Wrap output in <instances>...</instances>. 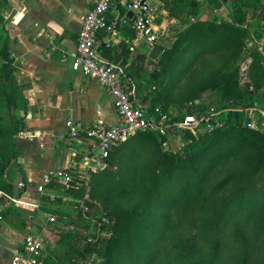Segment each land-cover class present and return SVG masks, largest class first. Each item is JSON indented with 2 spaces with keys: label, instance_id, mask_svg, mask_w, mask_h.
<instances>
[{
  "label": "trees",
  "instance_id": "trees-1",
  "mask_svg": "<svg viewBox=\"0 0 264 264\" xmlns=\"http://www.w3.org/2000/svg\"><path fill=\"white\" fill-rule=\"evenodd\" d=\"M7 1L0 0V6ZM206 1L215 8L222 6L220 0ZM165 6L172 15L186 10L200 14L196 0H170ZM229 17H192L173 47H163L154 70L141 68L132 74L127 67L138 88L145 81L148 90L153 87L155 98H145V106L164 111L172 107L196 115L199 124L181 131L185 144L174 152L166 151L164 144L170 132L181 133L141 132L115 146L106 167L90 173L92 197L101 198L107 209L99 220L106 217L110 223L102 225L109 234L86 243L84 249L85 254L101 256V264H264V127L249 126L253 111L264 115L259 105L264 99V63L257 46L248 44L253 34H263L264 0H234ZM0 46V100L11 115L9 124L0 123L4 172L11 164L21 170L15 139L26 130L27 102L14 73L8 39L0 38ZM248 57L253 62L246 73L254 92L239 82V62ZM165 75L170 78L161 86ZM180 81L183 87L173 95ZM210 89H221L224 96L234 98L232 104L205 108L203 95ZM211 108L224 125L201 132L198 126L213 115ZM118 156L125 159L120 166ZM79 180L82 185L70 191L74 198L85 193L90 181ZM24 191L8 194L20 198ZM84 204L90 210L70 214L74 223L92 221V202ZM0 214L18 216L14 204ZM70 250L68 258L74 264L85 259L77 249ZM43 260L41 264H47Z\"/></svg>",
  "mask_w": 264,
  "mask_h": 264
},
{
  "label": "crops",
  "instance_id": "crops-1",
  "mask_svg": "<svg viewBox=\"0 0 264 264\" xmlns=\"http://www.w3.org/2000/svg\"><path fill=\"white\" fill-rule=\"evenodd\" d=\"M96 1L8 0L0 6V38L8 39L16 66L14 73L27 102L26 130L15 139L21 170L14 180V191L18 193L25 188L20 203L11 201L16 208H39L35 206L41 200L37 186L43 173L68 166L90 152V142L86 138L67 145V121L70 118L84 124L117 122L113 100L104 86L72 68L79 31ZM224 1L220 8H214V14L230 20L223 14L226 10L231 12V0ZM155 2L169 11L162 0ZM210 7L207 2L199 15L206 18L205 12ZM132 33L130 35L128 27H119L110 35L101 32L99 48L103 57L124 61L131 73L137 74L155 58L149 56L151 49L146 43L136 42ZM103 40H108L111 46H106ZM251 44L254 46L255 42ZM2 62L0 58V65ZM145 90L137 86L136 94L142 105ZM0 103L4 101L0 100ZM259 105L264 107V99L259 100ZM168 136V143L180 141L173 132ZM19 181L24 183L22 188L17 187ZM4 206L0 204V211ZM17 228L9 219L0 220V264L9 263L26 234L40 233L38 229H30L19 240L15 233Z\"/></svg>",
  "mask_w": 264,
  "mask_h": 264
},
{
  "label": "built area",
  "instance_id": "built-area-1",
  "mask_svg": "<svg viewBox=\"0 0 264 264\" xmlns=\"http://www.w3.org/2000/svg\"><path fill=\"white\" fill-rule=\"evenodd\" d=\"M165 13L162 5L155 0H97L86 14L78 34L72 68L87 78L98 80L104 86L113 100L117 122L108 125L103 121L92 124H84L72 118L67 121V145L71 146L81 138H86L90 142V152L68 166L43 173L37 186L41 202L43 199L54 200L61 196L72 198L70 191L82 185L79 179H86L91 172L106 167V160L113 148L141 132L166 135L170 131L180 133L199 124L196 115L182 114L172 107L164 111L160 106L147 107L139 103L137 85L128 76L127 66L122 61L110 60L101 55L99 35L101 32L106 35L113 34L119 27H130L135 34V41L146 43L150 49L160 44L163 27L160 19ZM104 43L108 47L111 46L108 40ZM211 113L213 115L207 122L198 126L199 131L211 132L224 125L221 115L217 114L214 108H211ZM259 120L258 112L253 111L249 126L259 128ZM23 186L24 183L19 181L17 187ZM5 196L14 203L21 202V199L15 196ZM75 199L76 208L84 212L90 210L84 200ZM35 206L39 207L40 204ZM92 220L95 221L94 218ZM48 221L55 224L56 215L49 214ZM106 223H109V220L104 217L100 224ZM83 242L86 244L92 242V239ZM44 250L43 236L40 233H28L24 236L22 244L12 253L8 264H40Z\"/></svg>",
  "mask_w": 264,
  "mask_h": 264
},
{
  "label": "rangeland",
  "instance_id": "rangeland-1",
  "mask_svg": "<svg viewBox=\"0 0 264 264\" xmlns=\"http://www.w3.org/2000/svg\"><path fill=\"white\" fill-rule=\"evenodd\" d=\"M170 1V0H169ZM168 0H162L163 5L168 4ZM199 6V9L201 10L203 6L207 3L206 0H196ZM234 0H231V7L232 9V2ZM221 4H224V0H220ZM211 7L206 10L205 17L193 13H189L187 10L183 12H178L175 15L169 14V11L165 10V14L163 15V18L160 19V24H163V27L161 29L162 35L159 39L160 45L162 47H165L166 49H170L173 47L177 37L179 34L189 25V23L192 22V17H194L196 20L199 18H213L215 17H224V16H217L214 14V8L215 4H210ZM230 12L228 10L225 11L223 15L229 16ZM255 20H252L251 23H253ZM263 25H264V18L262 19ZM261 37L256 36L253 34L252 38L248 40H252L255 42V46H257V50L262 54L263 62L264 63V28L262 30ZM249 48L250 45H248ZM155 61H151L148 67V71L154 70L156 66H158L159 59L158 57L154 59ZM249 62V64L245 65L246 62ZM253 59L251 57L243 59L239 62L240 66V77L239 82L242 88L248 89L251 92H254L253 86H251V80L249 79L248 74L246 73L247 68L250 67L252 64ZM160 68V67H159ZM163 76V74H160V77ZM170 77L168 75H165L163 82H161V86H167L166 83H168ZM161 79V78H160ZM184 82H179L173 92V95L176 94L177 91H180L183 87ZM146 81L142 83L141 88L144 90L146 89L145 95L146 99L151 101L155 98V94L153 93V87H150L148 90L146 88ZM160 90V89H159ZM149 95V96H148ZM234 98L227 97L223 95V91L221 89H210L203 95V105L206 107H209L210 105H215L219 108H225L232 104ZM216 103V104H214ZM21 110L16 111L17 114H20ZM226 116L229 115V112L226 111ZM259 114L260 120L259 125L264 127V115ZM11 122V115L10 111L6 107L5 103H0V123L9 124ZM181 133V132H180ZM180 141L177 143H168L169 139L164 144V149L166 151H179L183 148L185 144V140H183L182 133L181 136L179 134ZM146 156V155H145ZM118 158V166L121 165V163H124V157H117ZM142 157L140 160H143ZM144 159L143 161H145ZM116 170V167H115ZM19 169L17 166L11 164L4 172H0V186H2V190H0V204L1 205H10L11 200L5 196V194L13 193L14 190L10 191V186H14V180L17 177ZM90 176V175H89ZM89 176L87 177L88 184L85 186V193L83 194H77L76 196H79L78 198L84 201H91L92 202V208H91V215L93 216L95 221H91L89 224L85 222H77L74 223L70 217V214L79 211L78 208L75 207L76 199L74 197H64L61 196L59 198H56L54 200L46 199L41 202L39 201V208H22L17 207L18 216L10 215L7 217H2L0 220H8L15 223L18 228L15 230L16 236L19 240H21L22 235L26 233L27 230L33 229V230H39L40 234L43 236L45 240V250H44V260L47 264H74V261H71L68 257L71 255L70 248H75L79 252L83 253L85 259H78L75 263L77 264H101L102 258L98 255H90L89 253L85 254L84 247L86 244L83 241L92 239V242L96 243L98 240L97 238L100 237L102 239L106 235H108V231L105 230V228L102 226L104 224H100V217H103V215L107 214V209L105 208V205L101 198H93L92 197V191H93V178L91 181V177L89 179ZM5 193V194H4ZM17 193V192H14ZM9 195V194H8ZM49 201V202H48ZM5 207V206H4ZM49 214L56 215L57 222L55 224H52L48 221ZM32 217V218H30ZM110 220V219H108ZM110 223V222H109ZM52 228V229H51ZM37 230V231H38ZM71 233L72 236L69 234ZM85 235L87 238H83L82 236ZM96 237V239H95ZM82 239V240H81ZM41 264V263H40Z\"/></svg>",
  "mask_w": 264,
  "mask_h": 264
},
{
  "label": "water",
  "instance_id": "water-1",
  "mask_svg": "<svg viewBox=\"0 0 264 264\" xmlns=\"http://www.w3.org/2000/svg\"><path fill=\"white\" fill-rule=\"evenodd\" d=\"M193 5H195L194 2H193ZM252 42H253L252 40L249 41V44H250L251 46H252V44H251ZM162 51H163V47H162L160 44H156V45L151 49V52H150L149 56H150L151 58H156V57H158V56L161 54ZM247 64H249L248 61L246 62L245 65H247Z\"/></svg>",
  "mask_w": 264,
  "mask_h": 264
}]
</instances>
